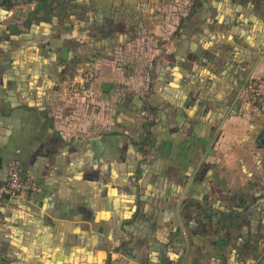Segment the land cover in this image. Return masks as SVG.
I'll return each instance as SVG.
<instances>
[{"label": "crops", "instance_id": "1", "mask_svg": "<svg viewBox=\"0 0 264 264\" xmlns=\"http://www.w3.org/2000/svg\"><path fill=\"white\" fill-rule=\"evenodd\" d=\"M95 17L135 50L78 51ZM252 79L264 0H0V182L15 160L39 185L0 199V264H264L239 238L264 220Z\"/></svg>", "mask_w": 264, "mask_h": 264}, {"label": "built area", "instance_id": "2", "mask_svg": "<svg viewBox=\"0 0 264 264\" xmlns=\"http://www.w3.org/2000/svg\"><path fill=\"white\" fill-rule=\"evenodd\" d=\"M94 78L95 75L92 71L85 72L80 80L68 85L67 93L82 96L85 99L91 98V86ZM263 92V82L259 79H252L244 89V101L259 108L263 102ZM38 191V182L23 163L13 160L7 164L6 180L0 182V199L10 200Z\"/></svg>", "mask_w": 264, "mask_h": 264}, {"label": "trees", "instance_id": "3", "mask_svg": "<svg viewBox=\"0 0 264 264\" xmlns=\"http://www.w3.org/2000/svg\"><path fill=\"white\" fill-rule=\"evenodd\" d=\"M42 1L44 4H47L48 0H40ZM57 3H59L60 0H56ZM65 1L67 3H69L72 0H62ZM57 7H61V5H58ZM50 12H53L52 10L48 11V14H50ZM104 19H110L109 17L104 16ZM104 19H97L96 17L93 18L92 20H89L87 22V25L84 26L83 28L80 29L81 33H86V34H95V36L97 37L96 40L100 41V44L98 45L99 47H108V48H112V47H121L122 50H124V52H132L135 50L136 48V44H135V35L133 34H123L124 36L129 38V41H123V42H117V38L115 42H109V40L107 42H103L102 40V36L101 34L105 33L106 28L104 27L105 23H104ZM132 28H135L133 26H131ZM84 29H89V31L84 30ZM126 32V31H124ZM127 32H129L127 30ZM123 33V32H122ZM91 42L92 41H88L87 38L84 37H77L76 38V42L72 43V45H75L76 48L79 50H87L91 48ZM97 42V41H96ZM100 51V49H98ZM100 53V52H99ZM88 66L86 67V69H84L83 74L85 72L91 71ZM256 200V199H255ZM255 203V202H253ZM256 207L258 208V211L260 212V214L263 212V205H256ZM259 214V217H261ZM229 216V215H228ZM230 219H232V216H230ZM229 220V219H228ZM234 220L232 219V222ZM229 228L231 226H228ZM255 233L252 232H248L247 234H241L239 236V238L242 240V242L244 243V245H250V244H257L260 248V252L264 251V220H257L255 222ZM218 234V232H217ZM227 242H229V237H227ZM224 242V240L222 241ZM245 252V251H244ZM264 258V257H263ZM263 260V259H262Z\"/></svg>", "mask_w": 264, "mask_h": 264}, {"label": "water", "instance_id": "4", "mask_svg": "<svg viewBox=\"0 0 264 264\" xmlns=\"http://www.w3.org/2000/svg\"><path fill=\"white\" fill-rule=\"evenodd\" d=\"M10 31L12 33H18V28L15 24L10 25ZM260 146L264 147V131L261 133V135L258 138ZM0 166H1V159H0Z\"/></svg>", "mask_w": 264, "mask_h": 264}, {"label": "rangeland", "instance_id": "5", "mask_svg": "<svg viewBox=\"0 0 264 264\" xmlns=\"http://www.w3.org/2000/svg\"><path fill=\"white\" fill-rule=\"evenodd\" d=\"M84 30H87V31H89V29H84ZM75 36V35H74ZM82 37H84V38H87V40L88 41H90V34H86V33H82ZM81 53V52H80ZM116 57H114L113 58V61L115 60L116 61V59H115ZM84 64V66H86L85 65V63H83ZM84 68V67H83ZM85 69V68H84ZM139 78V77H138ZM248 200H250V201H248ZM254 199H247V201L248 202H252ZM247 205H249V204H247ZM257 211H258V208H257ZM258 213H256V215H257Z\"/></svg>", "mask_w": 264, "mask_h": 264}]
</instances>
